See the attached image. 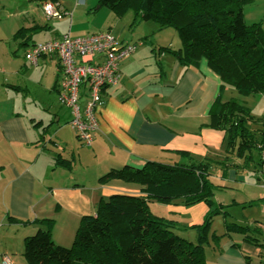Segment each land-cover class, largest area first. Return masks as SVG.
Instances as JSON below:
<instances>
[{
  "label": "crops",
  "instance_id": "1",
  "mask_svg": "<svg viewBox=\"0 0 264 264\" xmlns=\"http://www.w3.org/2000/svg\"><path fill=\"white\" fill-rule=\"evenodd\" d=\"M46 1L0 0V257L7 255L14 264H23L24 239L37 232V220L52 219V240L68 248L80 219L95 214L98 202L116 194L141 195L133 183L100 184L98 179L110 169L171 164L181 159L179 152L211 160L226 155L225 133L208 126L209 112L217 98L227 101L223 94L232 88L221 91L219 76L204 59L184 67L163 51L181 46L176 34L160 36L162 30L148 23L141 31L143 23L132 30L133 19L122 24L123 17L131 19L129 11L116 18L102 10L99 0H58L69 14L47 20L42 10ZM20 29L28 30L24 40L14 38ZM103 31L123 44H143L119 63L120 82L102 91L99 129L86 147L69 125L70 110L57 101L62 77L57 56H42L36 66L24 56L36 43ZM84 103L82 97L81 108ZM228 172L234 174L233 169ZM157 204L189 215L184 226L200 224L207 212L202 203ZM220 245V252L205 249L207 263L253 264L252 257L262 256L243 240Z\"/></svg>",
  "mask_w": 264,
  "mask_h": 264
},
{
  "label": "trees",
  "instance_id": "2",
  "mask_svg": "<svg viewBox=\"0 0 264 264\" xmlns=\"http://www.w3.org/2000/svg\"><path fill=\"white\" fill-rule=\"evenodd\" d=\"M254 1L99 0L98 4L116 18L132 11L133 25L153 23L159 30H175L181 48L166 47L163 51L175 55L184 67L204 59L219 76L221 91L227 86L249 95L264 94V30L260 23L247 25L243 16V7ZM27 32L20 29L14 38L24 40ZM251 121L249 109L237 100L217 98L209 112L208 126L225 133L223 159H196L179 152L181 159L171 164L148 162L141 168L125 165L110 169L98 179L100 184L133 183L141 195L116 194L98 202L95 214L80 219L68 248L52 240V219L37 220V232L24 239L25 264H209L205 249L211 246L221 251V236L210 234L211 222L224 208L212 201L217 186L210 177L216 167L227 175L237 166L235 160L247 163L254 151L259 156L264 130L256 133L250 128ZM154 201L184 207L202 203L207 212L200 224L182 226L154 215L149 207ZM225 228L227 236L243 231L234 224L226 223ZM242 240L258 248L263 246L249 235ZM244 259L249 261L248 256Z\"/></svg>",
  "mask_w": 264,
  "mask_h": 264
},
{
  "label": "built area",
  "instance_id": "3",
  "mask_svg": "<svg viewBox=\"0 0 264 264\" xmlns=\"http://www.w3.org/2000/svg\"><path fill=\"white\" fill-rule=\"evenodd\" d=\"M42 10L47 20H59L69 14L51 0L43 4ZM142 44L141 41L123 44L109 32H97L83 37L65 34L60 38L32 45L24 57L29 65L36 66L42 56H57L62 75L57 101L70 110L69 125L78 141L89 147L99 129L97 110L103 104L102 91L120 82L119 63ZM93 57H98L99 61H93ZM82 97L85 98V103L81 108ZM259 148V175L264 181V142ZM258 228L264 231V223L258 225ZM0 264L14 263L9 256L2 255Z\"/></svg>",
  "mask_w": 264,
  "mask_h": 264
},
{
  "label": "rangeland",
  "instance_id": "4",
  "mask_svg": "<svg viewBox=\"0 0 264 264\" xmlns=\"http://www.w3.org/2000/svg\"><path fill=\"white\" fill-rule=\"evenodd\" d=\"M53 3L60 4L59 2ZM97 5L98 4L95 6L97 7ZM103 8L104 9L102 10H106L105 7ZM127 16L132 17L129 21H127V18L130 17H123L122 24H131L133 13L129 11ZM243 16L247 25L260 23L264 30V0H255L252 3L245 5L243 7ZM100 17L103 18L104 16L100 15ZM145 24L146 23H143L139 27L140 31ZM135 28H137V26L133 25L132 30ZM155 34H157V32ZM158 34L168 38H170L172 34H176L178 38V33L171 28L162 29L161 33ZM180 45L182 44L180 43ZM180 48L181 46H177L176 49ZM223 99H235L238 103L249 109L252 116V121L249 123L250 128L254 131L256 130V133L264 130V94L243 95L238 94L234 89H231L228 93L223 94ZM243 160L244 159H242V161L238 159L235 160L237 166L233 169V175H229V172L225 175L221 167H216V169L212 171L210 179L212 183L217 186L212 201L216 206H218V204L224 205V208L222 213L213 217L210 226V234L215 233L217 236H221L220 244L229 239L240 244L243 237L249 235V237L257 239L258 244H263L262 248L255 247L262 252L263 256L264 231H261L258 228V225L264 223V181L259 175L260 166L258 153L254 151V153H252V160L247 161V163ZM220 166L222 165L220 164ZM149 207L154 215L166 219H176L182 226L190 222L189 215L180 216L178 214H173L168 208L158 205L155 201L150 202ZM203 219L204 216L202 221ZM226 223L241 227L243 229L242 233L230 232L229 236L225 235ZM31 235L33 234H30V236ZM23 249L24 246L22 248V253ZM206 256H209L208 251H206ZM262 256L260 258H262ZM260 258L252 257V263L264 264V258L261 260ZM21 262L25 264L24 258L21 259Z\"/></svg>",
  "mask_w": 264,
  "mask_h": 264
}]
</instances>
